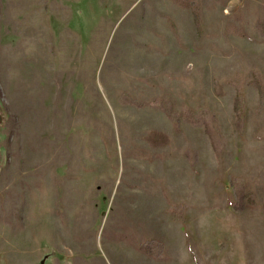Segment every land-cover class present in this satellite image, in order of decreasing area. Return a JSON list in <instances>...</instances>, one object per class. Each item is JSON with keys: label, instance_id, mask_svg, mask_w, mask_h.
Masks as SVG:
<instances>
[{"label": "rangeland", "instance_id": "rangeland-1", "mask_svg": "<svg viewBox=\"0 0 264 264\" xmlns=\"http://www.w3.org/2000/svg\"><path fill=\"white\" fill-rule=\"evenodd\" d=\"M253 78L263 1L0 0V264H264Z\"/></svg>", "mask_w": 264, "mask_h": 264}, {"label": "trees", "instance_id": "trees-1", "mask_svg": "<svg viewBox=\"0 0 264 264\" xmlns=\"http://www.w3.org/2000/svg\"><path fill=\"white\" fill-rule=\"evenodd\" d=\"M263 3H264V0H263ZM253 80H254V78H253ZM252 84L258 91L260 104L263 105L264 104V89L262 88V86L256 80H254L252 82ZM123 102L125 104L135 106L137 108H143L144 106H146L145 104H143V103H141L139 101H136V100H132V99H128L127 102L126 101H123ZM243 102H244V100L239 95H236V97L234 99L233 113H234V116L237 119L236 127L238 129H240V125L239 124L242 121L241 117H240V111H241V108L243 106ZM187 112H190V111H187ZM205 115H206L205 110H202V109H199V110L194 111V112H190V114L183 113L184 120L187 121L189 123V125H192L194 128L204 127L205 131L208 133L210 139L212 140L213 139L212 132L209 131V129L205 128V127L208 126L209 118L212 119V117H209L208 119H205ZM187 241H188V243H190L189 238H187ZM191 252L193 254H195V251L192 248H191Z\"/></svg>", "mask_w": 264, "mask_h": 264}, {"label": "crops", "instance_id": "crops-1", "mask_svg": "<svg viewBox=\"0 0 264 264\" xmlns=\"http://www.w3.org/2000/svg\"><path fill=\"white\" fill-rule=\"evenodd\" d=\"M252 2H255V3H259V4H262V1L263 0H250ZM172 219V218H171ZM173 220V219H172ZM174 222V221H173ZM188 237V236H187ZM186 237V238H187ZM185 238V241H186V244L188 245V250L189 252H191V246L189 245L187 239ZM192 255V253H190ZM187 255V256H186ZM184 255L182 258H180L181 260H183L182 262H180L179 264H195L196 263V260L194 259V257H191L189 254H186ZM158 262V261H157Z\"/></svg>", "mask_w": 264, "mask_h": 264}]
</instances>
